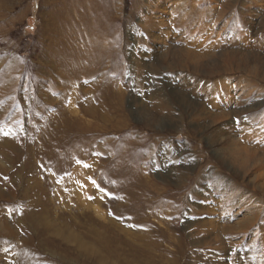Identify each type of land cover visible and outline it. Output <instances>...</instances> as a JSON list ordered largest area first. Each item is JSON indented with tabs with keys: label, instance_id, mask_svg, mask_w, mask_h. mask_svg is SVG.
<instances>
[{
	"label": "rangeland",
	"instance_id": "rangeland-1",
	"mask_svg": "<svg viewBox=\"0 0 264 264\" xmlns=\"http://www.w3.org/2000/svg\"><path fill=\"white\" fill-rule=\"evenodd\" d=\"M226 168H264V0H0V264H183Z\"/></svg>",
	"mask_w": 264,
	"mask_h": 264
},
{
	"label": "bare ground",
	"instance_id": "bare-ground-1",
	"mask_svg": "<svg viewBox=\"0 0 264 264\" xmlns=\"http://www.w3.org/2000/svg\"><path fill=\"white\" fill-rule=\"evenodd\" d=\"M222 45L223 42H218L207 46L203 39L193 40L189 43L190 49L185 46L181 51L186 59L203 55L207 57ZM226 170L231 174L230 177L222 176L219 171L213 173L215 182L220 184L218 196L212 195V192H200L198 196L202 202L190 205L183 211L185 215L190 214L189 218L201 216L189 220L184 215L183 225L187 234L179 239L183 244L180 250L176 248L174 252L177 257L186 249L185 257L181 259L184 260L183 264H264V168ZM172 174L175 172L171 173V180H174ZM188 193H191V189ZM249 246L250 249L247 248ZM254 248L256 257L253 260Z\"/></svg>",
	"mask_w": 264,
	"mask_h": 264
},
{
	"label": "snow or ice",
	"instance_id": "snow-or-ice-1",
	"mask_svg": "<svg viewBox=\"0 0 264 264\" xmlns=\"http://www.w3.org/2000/svg\"><path fill=\"white\" fill-rule=\"evenodd\" d=\"M5 135H7V133H5ZM84 166H85V167H89V166H88V165H86V164H85ZM92 183H93V184H95V181L93 180V181H92ZM98 190H99V191H101V192H103V191H104L103 189H98ZM90 199H91V197H90ZM110 214H111V213H110Z\"/></svg>",
	"mask_w": 264,
	"mask_h": 264
}]
</instances>
